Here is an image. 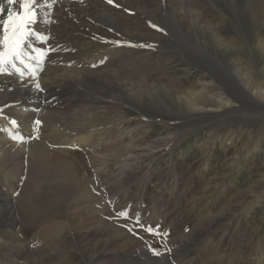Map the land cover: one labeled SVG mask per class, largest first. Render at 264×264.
Returning a JSON list of instances; mask_svg holds the SVG:
<instances>
[{
    "label": "rangeland",
    "instance_id": "1",
    "mask_svg": "<svg viewBox=\"0 0 264 264\" xmlns=\"http://www.w3.org/2000/svg\"><path fill=\"white\" fill-rule=\"evenodd\" d=\"M104 1L127 17L123 24L133 34L125 38L110 21L112 26L99 27L89 12L90 27L105 28L101 40L120 58L116 66L91 68L100 66L99 73L86 71L91 84L83 98L97 96L98 110L123 122H102L105 128L91 136L95 147L102 141L95 152L73 150L75 174L68 180H54L43 151L33 161L38 191L31 186L33 166L10 178L17 181L15 193L0 176V264H264V108H213L233 74L264 88V0H193L201 26L174 11L166 17L163 0ZM62 6L57 0L52 13L60 14ZM154 8L159 11L152 13ZM77 55L71 48L50 52L47 66L53 67L42 70L32 62L31 69L41 81L59 76L54 85L62 99L74 100L79 89L64 82L72 73L54 63L70 58L77 70ZM195 103L203 108L193 109ZM43 104L42 123L72 134L75 119L64 105L59 102L64 109L55 112ZM31 133L24 134L28 142ZM51 134L40 135L39 143ZM15 166L5 172L17 173Z\"/></svg>",
    "mask_w": 264,
    "mask_h": 264
},
{
    "label": "bare ground",
    "instance_id": "2",
    "mask_svg": "<svg viewBox=\"0 0 264 264\" xmlns=\"http://www.w3.org/2000/svg\"><path fill=\"white\" fill-rule=\"evenodd\" d=\"M56 1L57 0H37V3L39 5V7L37 8V21H36L37 24L36 23L33 24L32 28L34 31L40 33L44 37V39L38 40V39L32 37L35 39V43L34 44L31 43L32 42L31 41L32 38H31L29 41V44L31 43L30 46H28V44H26L25 48H26L27 55L23 58L24 63H21L20 61L17 60V61H14V66L12 64L6 65L5 71H3V72L9 73V76H0V128H2V127L4 128V131L0 132V168H1L0 176L6 175V176H4V178L7 177V179H9V181H8L9 185L6 184L9 187L8 189H10L9 193H15L16 191L15 192H11V191L17 187V181L10 179V178L11 177H14V178L17 177L18 178L20 176L19 173L23 169L22 168L23 166H25V165H28V167L33 166V164H34L33 161H34L35 155H37V153L39 151H43L44 155H45V153L49 154L50 159L52 160V161L48 162L50 165L49 168H53V169H54V167L56 168L55 170L50 169L51 172L53 173L52 175L54 176V180L62 181V180H64L63 178H65V180L66 179L68 180L69 178H72L75 174V173L71 172L72 167H70L71 164H69L71 162L69 160V158L71 157L72 153L74 152L73 150L81 149V150L85 151V153L91 154L92 152H95L98 147H100V144H102V141L99 140V141H97L96 147H95V143L91 140V136L93 135V132L96 129L98 130L99 128H103V127L105 128L106 123L103 124L102 122L103 121L107 122L109 120L110 115H112L113 112L109 115H106L107 112H100L98 110V108L100 107V104L102 102H100L97 99V96L96 97L94 96L93 101L85 100L83 98V95L87 94L89 92L85 88V86L88 87L91 84V83L90 84L88 83L89 79H88V73L86 71L99 73L98 70H99L100 66L94 70L91 69L98 64H102L105 67L116 66V64L119 62L120 54H119V52L117 53V51H115V48L111 43L105 45L104 41L101 40V38L103 36L101 34V32L105 33V30H104L105 28L102 30L101 29L102 27L101 28L90 27V24L88 21L92 17H91V15H89L90 14L89 12H91V14L94 15V18H92V19L96 21V23L99 25V27H100V25L112 26L109 24V21H110L113 23L114 27H116L118 29L117 31L120 32L121 35H123L125 38H129L133 34L132 33L133 30L131 28L126 29L125 25L123 24V21L126 20L127 17L125 15H123L121 12L116 11V9L115 10L110 9L109 6L106 7L104 0H75V1H77L75 3H73L72 0H61L63 6H62V9L60 10V14L52 13V11H53L52 7ZM133 1H135V0H133ZM0 3H5V0H0ZM163 3H164V9L160 10V11L163 14H165L166 17H167V15H169V12L174 11L175 12L174 16L176 18H178V19L179 18H184V19L185 18H187V19L191 18L192 20L197 21V22L196 21L192 22L193 24L195 23L197 25H200L198 23L200 21V19H199L200 16H193L194 10L196 8H198L197 3L194 2L193 0H163ZM91 4H92V6H91ZM148 4L150 5V3H148ZM167 5H170V6H167ZM146 6H148V5H146ZM14 7L18 10L19 4L15 5ZM157 11H159V10L158 9L155 10V8H154L152 13H155ZM147 12H149V11H147ZM7 14H8V6L5 3L4 11L0 12V21L5 19L7 17ZM147 14L149 15V20L151 19L150 17H154V14H151V13H147ZM196 14H197V12H196ZM57 24L60 27L58 28V30H54V28H53L54 26L52 27V25H57ZM125 24H126V22H125ZM131 26H132V24H131ZM167 27L170 30L169 26L164 27V29L167 30L166 29ZM206 27H204V28H206ZM181 29L182 30H179L180 32L184 31V33L187 34V32L182 27H181ZM171 30H172V28H171ZM208 31H209V29L207 30V32ZM211 31H212V29H211ZM211 31H209V32H211ZM216 32H219V31L216 30ZM216 32H215V34H217ZM201 33H202V31H201ZM109 34H111V33H109ZM211 34H212V32H211ZM105 35L107 36L108 34H105ZM213 35H214V33H213ZM0 36H2V31H0ZM209 37H210V35H209ZM137 38H139V36H137L136 39ZM112 40H113V38H112ZM136 41L139 42V39ZM228 41H230V40H228ZM200 45H202V44H200ZM104 47H106L105 49H108V50H104ZM67 48L75 49L78 52V55L75 56V57H78V69L76 70V69H74L75 67L73 68L74 65L72 63V59H70L69 57H68L69 59H65V60L56 58L55 63H54L55 64L54 67L59 68V69L61 68L63 70H66V71L72 73L73 77L71 76L72 78L71 79L69 78L71 81H68V80H66L67 78H64L65 86L68 87L67 84H71L70 87H73L76 90V93L79 89V94L75 96L74 100L65 101L64 99H62V92H61L62 90L57 89L56 86L54 85L56 83L57 84L59 83V76H55V78H54L55 81H53V82H50V80L47 81L48 80L47 77L45 79H43L44 81H41L42 79H39L40 74H38L37 70H35L36 72L33 73L34 69H31V66H32V62H36L38 64H36V63L35 64L38 67H41V69H42V66H45L49 70L51 67H53V66H47L48 60H49V53L50 52H64V51H66ZM31 49L42 51L44 53V55L42 57H40L39 54L31 55V53L29 52V50H31ZM0 50H2V46H0ZM200 51H202V50H200ZM202 53H204V52H202ZM111 54H112V57L110 59H108V56ZM72 57H74V56H72ZM211 57H212V55H211ZM58 58H60V57H58ZM43 61H45V63H43L44 65H41L40 62H43ZM35 64H34V66H35ZM263 70H264V68H263ZM21 73H23V75H21ZM100 73H102V72H100ZM234 75L235 74H233V77H231L230 80H227L226 84L228 85V87H225V89L223 90L224 93L218 92V95H216V97H219V98L217 99V101L213 102L214 106H215L213 108L221 110L223 108H227L228 106L231 107V105H233L234 103L236 105L238 104V106L240 105V107L242 105L251 106L250 104L252 103V104H255L256 107L264 108V88L259 87V86L257 87L256 85H251V83H249V82H245L243 84L239 80V78H237V76H234ZM50 77H53V76H50ZM95 79H97V78H95ZM119 82H121V81H119ZM37 84H39V86H40L39 88L36 87ZM58 87H59V85H58ZM117 87L119 88L120 85L117 84ZM205 89H206V87H205ZM9 91H11L12 93H8ZM63 91H65V90H63ZM6 93H8V94L6 95ZM202 94L203 93H201V96H202ZM86 96L89 97L88 94ZM43 98H44L43 102H45L48 105V107L52 108V110H54L55 112L59 108L64 109L58 105L59 102H61V104L64 105L65 110H67V112H68V117L69 118L72 117V119L73 118L75 119L73 124L76 127H74L75 129L72 131V134H68L67 132H63V131L58 130L56 128L50 129L47 123H45V122H44V124L42 123L43 119H42V116L40 115V112L42 110H44L43 107L45 108V106H44L43 102H37V101H39ZM49 101H52V103L55 105L53 107H51L48 104ZM106 104H108V103H106ZM192 106L194 107L193 109L203 108V107H199V105H197L196 103ZM92 108H95V110L92 111L91 110ZM57 112H58V110H57ZM62 114H64V113H62ZM211 115H212V113H211ZM115 117H118V116H115ZM92 118H93V122L90 121V119H92ZM112 119H113V117H112ZM12 120H15L17 122V124L13 125L11 123ZM37 120H39L41 124L40 123L37 124L36 123ZM121 120L122 119H113L111 121V119H110L109 122L112 123V125L121 124L123 122ZM67 121H68V119H67ZM239 121H240V119H239ZM90 124H95V125L91 127ZM39 129H40V131L38 134ZM30 132H32L30 135L31 140L28 142V138L24 137V134L30 133ZM48 132H52V134L50 136H48L49 135L48 134L47 135L48 137L45 138L46 144L41 145L39 143V140L41 139L40 135L45 136L46 133H48ZM13 136L23 137V139L22 140L21 139H13L12 138ZM104 146H105V144H104ZM51 152L53 153V156H52ZM64 158H65V163H64ZM5 161H8V162L5 164V168H3V164ZM26 161H27V163H26ZM66 161H67L68 165H65ZM10 163H12L13 165L17 164V166H15V168L17 167V169H18L17 173L5 172L6 166L9 165ZM45 167L48 168V166H45ZM29 171H31L30 168H29ZM45 171H46V169H45ZM32 172H33L34 178H33L32 185L31 184L30 185L33 186L38 191L39 187H40L38 176H40V173L38 172V170H36L35 166L32 167ZM25 173L22 176H25ZM58 176H62V177L60 178ZM20 181H21V179H20ZM18 185H19V183H18ZM74 187H76V186H74ZM66 188L70 189V186H67ZM1 193L4 194L2 191H1ZM121 238H123V237H121ZM107 247L105 249H107ZM147 264H148V262H147Z\"/></svg>",
    "mask_w": 264,
    "mask_h": 264
},
{
    "label": "snow or ice",
    "instance_id": "3",
    "mask_svg": "<svg viewBox=\"0 0 264 264\" xmlns=\"http://www.w3.org/2000/svg\"><path fill=\"white\" fill-rule=\"evenodd\" d=\"M8 6V14L5 19L0 21V72L5 71V66L12 64L14 61H20L24 63V57L27 55L26 44L30 46L29 41L32 37L38 40H43L44 37L33 30L32 25L37 21V8L39 7L37 0H5ZM5 3H0V12L5 9ZM108 3L114 4V0H108ZM19 4L17 10L14 6ZM118 6V5H115ZM155 28L156 26L153 25ZM34 51H39L35 50ZM44 53L39 51V56L42 57ZM23 75V73H21ZM39 88V84L36 85ZM11 123L16 125L17 122L12 120ZM40 123L39 120L36 121ZM13 139H23V137L13 136ZM118 216H126V212L117 213ZM147 231H152L151 228H147Z\"/></svg>",
    "mask_w": 264,
    "mask_h": 264
}]
</instances>
